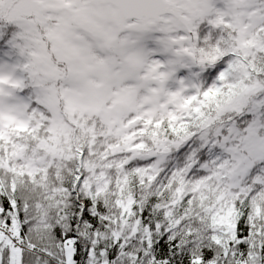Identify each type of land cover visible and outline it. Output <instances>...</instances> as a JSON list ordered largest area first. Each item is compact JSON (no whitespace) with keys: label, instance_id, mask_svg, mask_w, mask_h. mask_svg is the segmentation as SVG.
I'll use <instances>...</instances> for the list:
<instances>
[{"label":"snow or ice","instance_id":"snow-or-ice-1","mask_svg":"<svg viewBox=\"0 0 264 264\" xmlns=\"http://www.w3.org/2000/svg\"><path fill=\"white\" fill-rule=\"evenodd\" d=\"M0 264H264V0H0Z\"/></svg>","mask_w":264,"mask_h":264}]
</instances>
